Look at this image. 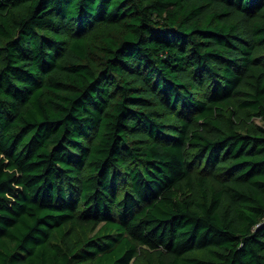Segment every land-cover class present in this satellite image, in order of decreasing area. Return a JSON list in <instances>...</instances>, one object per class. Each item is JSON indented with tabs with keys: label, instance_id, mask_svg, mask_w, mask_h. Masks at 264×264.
Masks as SVG:
<instances>
[{
	"label": "trees",
	"instance_id": "trees-1",
	"mask_svg": "<svg viewBox=\"0 0 264 264\" xmlns=\"http://www.w3.org/2000/svg\"><path fill=\"white\" fill-rule=\"evenodd\" d=\"M0 264H264V0H0Z\"/></svg>",
	"mask_w": 264,
	"mask_h": 264
},
{
	"label": "rangeland",
	"instance_id": "rangeland-1",
	"mask_svg": "<svg viewBox=\"0 0 264 264\" xmlns=\"http://www.w3.org/2000/svg\"><path fill=\"white\" fill-rule=\"evenodd\" d=\"M254 121H256V122L259 123L261 120L259 118L258 119L257 118H254Z\"/></svg>",
	"mask_w": 264,
	"mask_h": 264
}]
</instances>
